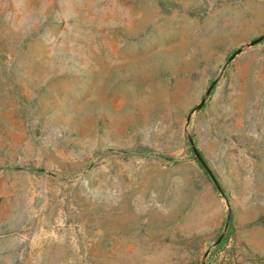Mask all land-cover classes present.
<instances>
[{
	"label": "rangeland",
	"instance_id": "rangeland-1",
	"mask_svg": "<svg viewBox=\"0 0 264 264\" xmlns=\"http://www.w3.org/2000/svg\"><path fill=\"white\" fill-rule=\"evenodd\" d=\"M255 1L0 0V264H264Z\"/></svg>",
	"mask_w": 264,
	"mask_h": 264
},
{
	"label": "trees",
	"instance_id": "trees-1",
	"mask_svg": "<svg viewBox=\"0 0 264 264\" xmlns=\"http://www.w3.org/2000/svg\"><path fill=\"white\" fill-rule=\"evenodd\" d=\"M138 154L142 155V156H147V157H150V156H156V157H162V158H165V159H170V157L166 156V155H162L160 153H156L154 150L148 148V147H142V148H139L137 149L136 151ZM37 172L40 171V169H33Z\"/></svg>",
	"mask_w": 264,
	"mask_h": 264
},
{
	"label": "crops",
	"instance_id": "crops-1",
	"mask_svg": "<svg viewBox=\"0 0 264 264\" xmlns=\"http://www.w3.org/2000/svg\"><path fill=\"white\" fill-rule=\"evenodd\" d=\"M262 0H258V1H255V4H257L258 6H256L257 9H262Z\"/></svg>",
	"mask_w": 264,
	"mask_h": 264
},
{
	"label": "water",
	"instance_id": "water-1",
	"mask_svg": "<svg viewBox=\"0 0 264 264\" xmlns=\"http://www.w3.org/2000/svg\"><path fill=\"white\" fill-rule=\"evenodd\" d=\"M258 40V39H257Z\"/></svg>",
	"mask_w": 264,
	"mask_h": 264
}]
</instances>
